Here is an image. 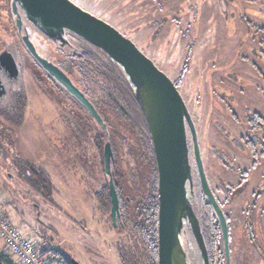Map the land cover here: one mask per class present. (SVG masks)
I'll list each match as a JSON object with an SVG mask.
<instances>
[{"label":"rangeland","instance_id":"1","mask_svg":"<svg viewBox=\"0 0 264 264\" xmlns=\"http://www.w3.org/2000/svg\"><path fill=\"white\" fill-rule=\"evenodd\" d=\"M71 1L131 39L178 83L196 128L208 183L228 221L231 263L264 264V198L254 205V194L264 185V156L258 146L256 156L245 149L247 139L258 135L263 140L257 125L264 121V0ZM26 28L42 56L54 63L63 59L59 50L65 49L38 39L28 24ZM20 40L10 2L0 0V53H14L20 72L16 87L0 99V210L7 215L16 211L24 223L16 227L35 240L50 263L65 264V258L80 264H123V252L134 251L138 238L127 214L147 175L143 113L135 94L121 69L101 50L69 37L83 57H70L66 70L100 109L107 123L105 135L38 67ZM22 93L27 104L17 125L21 110L14 99ZM187 138L196 171L188 128ZM106 142L124 206L117 227L108 200L102 203L109 182L103 161ZM17 158L49 174L53 203L22 178ZM198 205L205 231L211 218L204 201ZM186 230L188 263L203 264L188 226Z\"/></svg>","mask_w":264,"mask_h":264},{"label":"water","instance_id":"2","mask_svg":"<svg viewBox=\"0 0 264 264\" xmlns=\"http://www.w3.org/2000/svg\"><path fill=\"white\" fill-rule=\"evenodd\" d=\"M11 14L25 49L39 67L77 100L104 130L106 124L96 107L58 65L40 54L26 26L28 24L36 34L61 49L74 50L66 39L67 33L78 37L97 47L121 69L143 112L155 154L159 201L158 264H189L185 252L186 226L196 242L202 263L210 264L200 221L194 210L193 167L187 138L189 129L201 189L219 220L229 264L227 222L209 186L196 128L175 83L131 39L71 0H12ZM5 58L6 55L1 54L0 63ZM112 162L113 153L107 143L104 148V171L110 179V216L117 227L120 205L112 179ZM71 263L80 264L74 260Z\"/></svg>","mask_w":264,"mask_h":264},{"label":"trees","instance_id":"3","mask_svg":"<svg viewBox=\"0 0 264 264\" xmlns=\"http://www.w3.org/2000/svg\"><path fill=\"white\" fill-rule=\"evenodd\" d=\"M11 1L12 0H9L10 5H11ZM74 57H77V56H74ZM77 58H80V57H77ZM175 85L178 88L177 82L175 83ZM15 95L16 96H15L14 101L17 104L19 110H21L20 115L18 113L16 114L17 118H16V121L14 122V124L18 125L22 122L21 118H23L22 117L23 110H25L26 108L27 99L24 93H22L21 95H18V94H15ZM141 118H142V124H143L142 127L146 134L143 146L145 149L144 158L146 161L147 175H146V178L142 180L143 190L139 191V195L137 196L138 198L135 201V205L132 207L129 214H127V216H129L130 218L128 220L130 221L133 234L138 236V238H137V245H136L137 247H135L136 249L134 251H129L128 253H126L125 251L123 252L121 256L123 264H158V214H159L158 212L159 211L158 174H157V167H156V160H155L152 139H151L144 115H142ZM105 140H106V137H105ZM106 143H109V142H106ZM103 161H104V155H103ZM15 163H16L15 167L17 166L16 170L20 173V175L27 182V184L32 189H34L39 195H41L47 202L53 203L54 202L53 200L54 185H53V182L49 174L43 169L37 168L34 165L27 163L20 158L19 159L17 158V160H15ZM112 179L115 182L116 191H117L118 199H119V205H120V216L118 217V220H117L118 222L119 219L124 216L122 214L123 212L122 210L124 206L121 203L116 179L113 177V175H112ZM107 187H108L107 197H105V193L102 195L104 198L102 203L105 204L106 202L105 199H107L109 203L108 207H109V210L111 211V197H110V191H109V182H108ZM198 187H199V193H197L195 190V200L197 201V203L199 200L204 201V204L206 208H208V212H209L207 216L211 218V222H212V223L210 222V225L205 230L207 235L209 236L207 240H205L207 251L212 260H216L217 252L223 253L222 257L220 255V258L223 259L225 255L224 248H223V239L220 234V229L217 228L219 225V221L217 220L214 210L211 207L208 199L206 198L202 189L200 188L199 182H198ZM194 209H196L195 213L197 214L199 218L202 232H205L203 231V228H202L203 220L199 212V205L197 204ZM218 242H220V245L217 244ZM213 252H214V255H213ZM54 262L56 261H53L49 264H59V263H54ZM64 263L72 264L71 261L65 258H64ZM0 264H15V263L13 262V260L11 259L9 255L0 254Z\"/></svg>","mask_w":264,"mask_h":264},{"label":"flooded vegetation","instance_id":"4","mask_svg":"<svg viewBox=\"0 0 264 264\" xmlns=\"http://www.w3.org/2000/svg\"><path fill=\"white\" fill-rule=\"evenodd\" d=\"M37 35V34H36ZM38 36V39H40L41 41H42V36H39V35H37ZM70 36H72L71 34H69V33H67L66 34V39H67V41L72 45V43L70 42V40H69V37ZM42 37V38H41ZM39 51V50H38ZM60 51V53H63L62 54V58L63 59H61L59 62H56L55 64L56 65H58L61 69H62V71L63 72H65V74L67 75V76H70L69 75V72H68V70H66V67H65V64H67L68 63V60L70 59V57H72V56H77V57H83V55L82 54H80V53H76L75 52V49L74 50H72V49H65V51H61V50H59ZM11 52V51H10ZM9 51H7V50H5V51H3V52H1L0 53V55L1 54H5L6 55V60H4L2 63H0V99H5L6 97H7V89L8 88H15L16 87V85H15V83H16V81L18 80V78H19V74H20V72H19V68H18V62H17V59H16V57H15V55H14V53H10ZM40 52V51H39ZM12 62H11V61ZM34 60V59H33ZM34 62H35V60H34ZM36 63V62H35ZM37 64V63H36ZM38 65V64H37ZM38 67H39V65H38ZM40 68V67H39ZM41 69V68H40ZM68 69V68H67ZM55 85H57V87L60 89V90H62L66 95H68L70 98H72L69 94H68V92L67 91H65L58 83H56V82H54L52 79H50ZM78 86V85H77ZM79 87V86H78ZM80 88V87H79ZM80 90L90 99V101L92 102V104L96 107V109H97V112L99 113V115L102 117V119H103V121L105 122V124L107 125V123H106V121H105V118L103 117V115H102V113H101V111H100V109L97 107V105L95 104V102L91 99V97H89L88 95H87V93L82 89V88H80ZM72 99H74V98H72ZM75 100V99H74ZM85 111H87L77 100H75ZM88 112V111H87ZM143 113V112H142ZM88 114H90L89 112H88ZM92 117V116H91ZM93 118V117H92ZM145 118V117H144ZM94 119V118H93ZM95 120V119H94ZM257 126H259V127H257V129H258V131L259 132H261V135L263 136L262 138H263V140H261L259 137H258V135H256V140L254 139H247L246 140V142H245V149L247 148V149H249V152H252L253 153V156H256V151L257 150H255V148L258 146V147H260V149L262 150V157L264 156V121H260L259 122V124L257 125ZM102 128V127H101ZM102 130H103V132L106 134V130H104L103 128H102ZM106 144L107 143H105V146H106ZM105 146H104V148H105ZM253 148V149H252ZM253 150V151H252ZM104 155V154H103ZM195 162V161H194ZM253 166H255V165H253ZM195 168H196V171H195V169H194V167H193V182H194V191H195V184H196V181H198L199 182V184H200V177H199V174H198V170H197V167H196V164H195ZM205 170V169H204ZM245 173H246V171H244L243 172V174L245 175ZM206 174V173H205ZM207 177V176H206ZM262 177H264V174H263V176ZM208 180V179H207ZM197 185H198V183H197ZM210 186V185H209ZM200 188H201V184H200ZM212 190V189H211ZM227 191L229 192V193H233L234 191H233V189L232 188H229V187H227ZM213 192V191H212ZM213 195L215 196V193L213 192ZM215 198H216V196H215ZM264 198V185L262 186V187H260V190H259V192H255V194H254V205H257V203L261 200V199H263ZM216 200H217V203L219 204V201H218V199L216 198ZM198 203H197V201L196 200H194V208L196 207V205H197ZM219 206H220V204H219ZM212 207V206H211ZM220 208L222 209V207L220 206ZM194 210H196V209H194ZM222 211H223V209H222ZM251 212L253 213V211H250L249 210V213L251 214ZM215 213V212H214ZM223 214H224V212H223ZM254 214H256L255 212L252 214V215H254ZM215 216H216V214H215ZM225 216V215H224ZM216 218H217V216H216ZM225 219H226V222H227V226H228V231H229V225H228V221H227V218H226V216H225ZM217 220H218V218H217ZM219 221V220H218ZM218 223V222H217ZM217 228H219L220 229V234H221V236H222V229H221V226H220V223H219V225H218V227ZM201 232H202V229H201ZM202 234H203V238H204V241L206 240L205 239V234H204V232H202ZM222 239H223V236H222ZM205 244H206V241H205ZM223 248H224V257H223V259L222 258H220V252H217L216 253V256H217V258H216V260H212L211 259V257L209 256V253H208V258H209V263L210 264H221V262H225L226 264H228V261H227V258H226V253H225V247H224V241H223ZM229 251H230V249H229ZM208 252V251H207ZM224 260V261H223ZM229 264H232L231 263V256H230V262H229Z\"/></svg>","mask_w":264,"mask_h":264},{"label":"built area","instance_id":"5","mask_svg":"<svg viewBox=\"0 0 264 264\" xmlns=\"http://www.w3.org/2000/svg\"><path fill=\"white\" fill-rule=\"evenodd\" d=\"M0 238L4 241L8 251L18 257L21 264H49L48 258L43 259L35 243L29 235L18 230L4 212L0 210Z\"/></svg>","mask_w":264,"mask_h":264},{"label":"crops","instance_id":"6","mask_svg":"<svg viewBox=\"0 0 264 264\" xmlns=\"http://www.w3.org/2000/svg\"><path fill=\"white\" fill-rule=\"evenodd\" d=\"M12 210L11 211H8V215L10 217L7 215V213H4V214L7 217V219H9L11 221V223L15 227L16 226H18V227L20 226L19 228L21 229L22 228L21 226H23L24 223H23L22 219L19 217V215L16 213V211L14 209H12ZM19 228H17V229L20 230ZM4 246H5L4 241L0 238V254H2V255H6V254L9 255L11 257V259L13 260V262L15 264H18L17 261L15 260V257H13V255L9 251H7Z\"/></svg>","mask_w":264,"mask_h":264}]
</instances>
